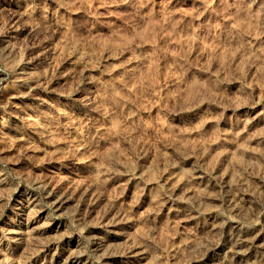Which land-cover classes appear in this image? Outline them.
Returning <instances> with one entry per match:
<instances>
[{
	"label": "rangeland",
	"instance_id": "obj_1",
	"mask_svg": "<svg viewBox=\"0 0 264 264\" xmlns=\"http://www.w3.org/2000/svg\"><path fill=\"white\" fill-rule=\"evenodd\" d=\"M0 264H264V0H0Z\"/></svg>",
	"mask_w": 264,
	"mask_h": 264
},
{
	"label": "bare ground",
	"instance_id": "obj_2",
	"mask_svg": "<svg viewBox=\"0 0 264 264\" xmlns=\"http://www.w3.org/2000/svg\"><path fill=\"white\" fill-rule=\"evenodd\" d=\"M18 73H19V74H24L23 71H21V70L18 71ZM198 177H199L200 179H202V176H198ZM29 201H30V200H29ZM29 201H28V202H29ZM30 204H33V203L30 201ZM28 207H29V206H28Z\"/></svg>",
	"mask_w": 264,
	"mask_h": 264
}]
</instances>
